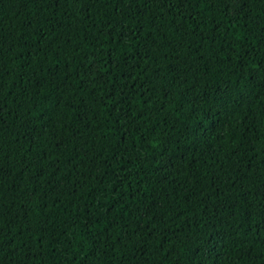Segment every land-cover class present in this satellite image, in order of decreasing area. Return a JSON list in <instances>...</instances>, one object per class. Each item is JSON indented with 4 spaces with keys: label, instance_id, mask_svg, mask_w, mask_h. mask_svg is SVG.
I'll return each instance as SVG.
<instances>
[{
    "label": "trees",
    "instance_id": "trees-1",
    "mask_svg": "<svg viewBox=\"0 0 264 264\" xmlns=\"http://www.w3.org/2000/svg\"><path fill=\"white\" fill-rule=\"evenodd\" d=\"M0 264H264V0H0Z\"/></svg>",
    "mask_w": 264,
    "mask_h": 264
}]
</instances>
